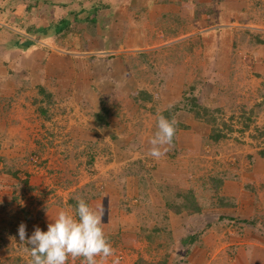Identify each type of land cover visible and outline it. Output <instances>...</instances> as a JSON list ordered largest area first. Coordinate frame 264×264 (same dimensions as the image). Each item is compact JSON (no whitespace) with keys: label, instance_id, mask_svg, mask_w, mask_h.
<instances>
[{"label":"rangeland","instance_id":"obj_1","mask_svg":"<svg viewBox=\"0 0 264 264\" xmlns=\"http://www.w3.org/2000/svg\"><path fill=\"white\" fill-rule=\"evenodd\" d=\"M237 3L231 4L236 6ZM239 3L240 15L249 25H236V31L226 32L225 38L222 37L228 41L225 48L214 46L210 34L205 37V44L196 45L192 53L187 50L186 61L177 62L173 61V53L168 57V46L160 42L152 45L148 50L151 57L146 63L147 78L141 79V85L152 98L144 101L136 94L125 103L122 96L113 95L108 97V105L102 99L98 107L102 109L104 104L107 110L101 125L96 124L76 100L69 102L65 112H62V103L52 107V119L48 120L31 99H26L33 97L35 91L17 96L15 90L19 84L10 81V93L14 90L16 95L10 104L13 109L16 106L12 115L7 99L0 102L5 105L2 119L6 121V125L0 124V147L5 146L0 151V264H30V245L20 240L19 225L25 224L26 238L36 227L46 231L59 211L75 214L69 203L74 194L82 197L93 210L102 212L101 225L105 233L125 232V224L131 225L128 230L139 231L128 234L131 236L126 242H111L113 255L103 261L97 257L100 264H133L140 256L157 262L165 254L170 259L169 264H247L249 251L255 252L253 242H263L264 238V81L260 85L261 79L256 76L258 72L264 78V49L250 50L253 34L250 38L239 28H255L256 32H261L259 36L264 35V0H240ZM3 21L5 23L0 21L3 26L0 27L1 48L11 36L21 39L20 36L27 34L18 24L9 28L7 21ZM195 30L192 29L193 34ZM209 31L210 28L206 29L205 34ZM73 38H67L70 45L64 42L55 47L71 53L77 49L74 44H78ZM232 39L233 43L238 42L234 47L229 43ZM174 51L184 53L183 49ZM2 55L0 51V62ZM15 61L11 59L10 66L32 64L27 59H20L21 63ZM52 61L55 68H48V74L58 68V61ZM170 66L174 68L168 71ZM8 67L6 62L0 64L1 74ZM169 80L171 83L167 85ZM182 88L185 91L181 92ZM79 89L84 90L83 84L79 83ZM194 100L217 116L225 137L214 140L213 124L205 116L197 118L194 112L182 110L176 120L183 119L189 127L179 128L175 144L167 145L180 151L165 160L150 157L149 140L156 131L158 116H164L166 109L178 104L193 107ZM82 103L87 106L86 101ZM216 108L221 112L215 111ZM200 110L204 112L203 107ZM258 117L261 124L256 123ZM71 129L90 140L88 147L74 145ZM91 159L93 163L89 162ZM136 159L144 160L145 164L136 163ZM132 166L152 169L148 174L152 177L148 201L152 205H147L151 212L147 209L144 212L142 204L140 213L123 211L121 208L126 205L133 209L134 202L130 205L119 187L108 189L111 192L108 196L103 194L102 180L106 179V174L111 176L116 173L114 168L118 171ZM39 168L43 172H38ZM160 174L164 175L160 177ZM133 175L140 178L138 172ZM38 181L33 187V182ZM140 183L134 184L138 186L137 198L149 181ZM125 189V194L130 191L135 196L127 185ZM188 190L194 191L200 202L207 205L202 213L185 210L178 213L173 208V202L174 205L179 202L176 197ZM169 210L172 216L168 215ZM155 225L167 230L160 238L148 240L143 228L148 226L149 233ZM191 233L196 234L193 243L184 240ZM255 255L260 260L253 259L250 264H263L264 249L258 247ZM82 259L69 257L67 264H81Z\"/></svg>","mask_w":264,"mask_h":264},{"label":"crops","instance_id":"obj_2","mask_svg":"<svg viewBox=\"0 0 264 264\" xmlns=\"http://www.w3.org/2000/svg\"><path fill=\"white\" fill-rule=\"evenodd\" d=\"M37 1L38 0H0L1 23H5V21H3V19H5L7 21L6 25H8L9 28H13L18 24L20 27L25 28L27 33L25 36H20L21 44L16 49L15 46L19 40L17 36H14L16 37L15 39L11 36V39L8 43L3 45V48L0 46V51L3 52L0 64L3 65L7 57L8 59L11 57V53L14 51L18 52L21 57L32 63L28 65V68L31 70L30 77L33 79L34 83L32 88L20 89L22 83L18 82L19 86L17 90H15L17 96L21 93L28 94L30 91L34 90L36 94L33 97L26 98L27 100L31 99L33 102L34 97H39L38 88H35V85H43L48 90L57 94L56 99L58 102L55 106L57 107L62 103V112L68 109L69 102L73 100L75 102L76 100L78 105L94 119V122L95 118L93 113L101 110L102 106L98 107V104L101 103L102 99L105 104L108 105V97L119 95L124 98L121 100L126 103V100L128 102L131 101V95L137 94L138 96L141 91H146L141 85V79L143 77L144 80L147 78L145 71L147 68L146 63H148L151 57L148 50L152 45H156V42L168 46V57L171 56V53H174V50L183 49V61H186L189 58V56L186 55L188 50L187 47L194 38H200L204 43L207 39L205 37L212 34V44H214V46H221V48L224 46L225 48L228 42L224 39L226 32H234V30L236 31L237 29L236 25L249 23L247 19L241 17L240 10H238L240 0H174L176 3L180 2L177 4H173L172 0H105L106 3L109 2V8L106 11L101 10L99 12L100 20L98 28H96V31L92 34L89 30L90 26H88V21L85 20V22L80 23L82 21L77 19L76 14H79V18L84 17L83 15L92 17L91 15L93 14L91 12L94 8L91 6V1L93 0H70V2L65 4L64 2H62L63 4L59 3L64 0H41L42 5L39 6L36 5ZM32 2L35 3V7L28 9L29 6H32ZM235 2H238L236 6L231 4ZM83 5H89V7L86 13L81 14L79 9ZM62 18L70 20L71 26L73 28L77 27L80 31H70L66 36L61 37V29L54 27L55 23L50 22H58ZM227 25L231 26L228 27ZM31 27L33 28L30 29ZM208 28H210L209 34H205L208 33L206 32ZM192 29H196L195 34H193ZM239 29L243 30L244 33H246V29L251 30L253 34L252 39L254 40H256L254 37L259 36L258 33H261L256 32L255 28ZM81 30H84L83 34ZM183 30H185L186 34L182 32ZM251 33L248 34L250 38ZM161 36L163 39L160 38ZM263 36L262 34L259 38L262 39L261 37ZM69 37H74L73 40L78 41V44H74V46H77L75 51L66 54L64 50H58L55 46L62 45L64 42L70 45L67 40ZM222 37L224 38L222 39ZM254 40L252 41L253 48H250V50L256 52L255 50L259 48L261 49L263 47L264 49V42L257 43ZM229 43L232 47L233 39ZM25 45L28 46L25 47ZM69 45H67V49H69ZM212 51L214 53L218 52ZM188 52L192 53L190 50H188ZM53 59L58 61L56 65L58 68L55 70L56 72L48 74V68H55L52 61ZM161 59L163 60V58ZM223 59L224 57H222V60ZM149 66L148 64V67ZM173 68L174 66H170L168 71L173 70ZM155 72H157V70L154 68L153 74H155ZM9 74L10 73L7 71L2 74L0 72V75H2L0 78H3L5 75L8 76L3 79L5 83H8L7 87H0V102L3 99L5 100V98L7 99V107L8 110L12 109L10 111L12 115L16 106H14L13 109V105L10 104L12 100L16 98V95L14 94V90L10 93V81L12 78ZM256 76L261 79L259 80V84L262 85L264 81L263 76L258 72H256ZM116 81H118V84H116ZM79 83L81 85L83 84V91L79 89ZM167 83V85H169L171 81L169 80ZM185 86L186 85H184V87ZM183 89L184 88H182L181 92L185 91ZM85 101L87 102L86 107L82 103ZM4 107L5 105L0 103V124L6 125V121L2 119L5 116ZM103 107H105L104 104ZM33 111H36V106ZM51 119L52 118L48 120ZM256 123L261 124V117H258ZM74 127L78 126H73L72 128ZM70 135L73 136L72 142H75L74 145L76 147L82 145L88 147L90 140L83 139L81 134L77 131L71 129ZM165 147L168 148L169 146ZM2 148H5V146L0 147V151ZM165 157L169 158L170 156L165 153L160 159L165 160ZM120 167H122V164H120ZM114 170L116 173H112L111 176L108 173L106 174V179L102 180V188L103 191L105 190L103 194L108 196L111 193L108 189L119 187L123 192L122 195L129 200L130 205L134 202L133 205H131L133 209H131L132 207L130 208L133 211H130L127 205L121 208L123 211L125 210L128 214H135L132 213L134 211L140 213L143 205V211L145 212L147 205L152 204H150L148 200L142 201L140 197L137 198L138 186L136 188L134 184L135 182H139L138 175H128L125 180L122 181L118 175L126 171L127 168H119L118 171L114 168ZM37 171L43 172V169L39 168ZM45 175L48 180L49 175L47 172H45ZM162 175L164 174H160V177H162ZM102 177L105 178L104 176ZM36 183H39V181L33 182V187ZM125 184L127 188L134 192L135 196H132L130 191H128L129 194L124 193L127 191L125 189ZM75 187L77 186H74V188ZM111 197L113 198V195ZM168 215H173L170 210ZM257 215H259V213ZM105 223L106 222H104L103 226ZM130 226L131 225L125 224V232L121 230V233L128 234L130 231L128 228H130ZM133 227H135V225ZM169 230H171V228H169ZM173 231L174 229L172 228V232ZM262 240L263 242H253L252 248H255V252L249 251V254L246 256L247 264H250V261L253 259L260 260L255 253L258 247L264 249V238ZM119 241L126 242L122 237H120ZM136 260H134V262ZM262 261L264 264V258Z\"/></svg>","mask_w":264,"mask_h":264},{"label":"trees","instance_id":"obj_3","mask_svg":"<svg viewBox=\"0 0 264 264\" xmlns=\"http://www.w3.org/2000/svg\"><path fill=\"white\" fill-rule=\"evenodd\" d=\"M62 2H64V4H65V3L70 2V0L60 1L59 3H62ZM108 3L109 2L106 3L105 0H98V1L97 0H93V1H91V6H93V8H94V9H92V12H91L93 14V15H91L92 17H89L87 15H83L84 17L79 18L80 16H79L78 13L76 14V17H77V19H80L82 21L80 23L85 22V20L88 21V23H89L88 26H90L89 30L93 34L96 31V28H98V24H99V20H100L99 12L101 10L106 11L109 8ZM34 4L35 3L32 2V6H29L28 9H30L31 7L32 8L35 7ZM36 5H38V6L39 5H42L41 0H38L37 3H36ZM88 7H89V5H83V6H81V8L79 9V11L81 12V14L82 13H86L87 10H88ZM37 9H39V8H37ZM50 23H55L54 24V27L61 29V31H62V32H60L61 35H62L61 37L66 36L67 33H69L70 31H80L77 27H74L73 28L71 26L70 20L65 19V18H62L58 22H50ZM32 28L33 27H31L30 29H32ZM81 31H82V34H83L84 33V30H81ZM245 31H246V34L251 33V30H249V29H246ZM254 38H256V40L251 39L250 41L252 42L254 40L257 43L264 42V39H260L259 36H255ZM200 40H201L200 38H194L192 40V42L190 43V45L187 47L188 50L193 51L195 49V46L196 45H200L201 43L202 44H205V42L203 43ZM20 44H21V40L19 39L17 41V43H16L15 49L18 48V46ZM237 44H238V42L233 43V47L235 45H237ZM26 46H28V45H25V47ZM177 54H179V57H176ZM183 54H180L177 51H174V53L172 54L173 61L174 60L177 61V62L182 61L183 60ZM10 55H11V57L9 59L7 57V60H6V63L9 65V67L7 68V72L10 73L9 76L12 78V80H14L16 82L22 83L21 86H20V89H27L28 87H31L32 88L34 82H33V79L30 77L31 70L27 66H23L22 64H21L20 67H18V66L15 67L14 65L10 66L11 59L16 60L15 62H17V63H21L20 59L23 60L24 58L21 57V55L18 54V52H16V51H14L13 53H11ZM234 59H233V61H234ZM0 76H2V75H0ZM7 77L8 76L5 75L3 78L2 77L0 78V80H2V81H0L1 82L0 83V87L1 88L7 87L8 83H5L4 80H3L5 78H7ZM35 88H38V93H39L38 95H39V97H34L33 98V103L35 105H37L38 112L42 116H44L46 119H50L51 118V115H52L51 109L58 102V100L56 99L57 94L54 93V92H52V91H50V90H48L45 86L40 85V84L35 85ZM138 96L139 97H144V101L145 100L148 101L149 99L152 98V94H150V92H148V91H145V92L144 91H141L138 94ZM201 107H203V111H204L202 113H201V110H200ZM106 110H107V108L103 107L101 110L93 113V116L95 118V122L97 124L101 125L104 122L103 115H104V113H105ZM182 110L183 111H185V110L187 111L188 110V112L189 111L190 112H194V115L197 118L204 117L205 116L206 117V120L208 122H210V124H213V130L215 131V133L212 134L211 136L213 137L214 140L217 141L221 137H225L226 133L223 132V129L219 126V123H217V119H218L217 116H215L213 113H211V110L208 107L201 106L195 100L193 102V107H187V105L183 106L181 104H178L175 107L166 109L164 117L168 118L169 120H175V135H176V132H177V130L179 128H187V127H189L188 126L189 124L186 123V122H184L183 119H179L180 121H177L176 120L177 113L180 112V111H182ZM215 111L221 112V109L220 108H216ZM190 117L192 118V114L190 115ZM224 124L227 125L226 123H224ZM247 127H249V126H247ZM175 135H174L173 140H172V142H174V144L176 142ZM173 149L175 151H172ZM178 151H180V149H176L174 147L169 146L168 147V151L166 153L169 156H174ZM0 159H1V157H0ZM134 161H136V163H141V165L145 164L144 160H142V159H136ZM89 162L90 163H93L92 159ZM151 170H147L145 168H133V166H132L130 168H127L126 171L120 173L118 176H119L120 179H122V181H124L125 178L128 175H133V174H135V173L138 172V174L140 175L139 176L140 177L139 178V183L142 182V181H145V183H148V181H149V185L148 184H145L142 187V189L140 190L141 191V192H139L140 193V199L142 201H145V200H148L149 201V199H150L149 189L151 187L150 186L151 185L150 184V181H152V179H151L152 177H150L151 175L149 176L148 174L151 172ZM161 187H163V186H161ZM103 192H105V191H103ZM74 197H77L76 194H74V195H72L70 197L69 203L75 209V207H76V200L74 199ZM176 199H177L176 201L179 200V202H176L177 204H175V205H174L175 202H173L172 206L175 209V211H177L178 213H182L185 210V211H188L189 213L200 214V213L203 212L204 207L207 206L206 204L200 202V200L198 199L197 195L192 190H188L187 193L181 192V194H179L178 197H176ZM169 206H171V203H170ZM147 210L149 212L152 211V209H147ZM148 229H149L148 226L144 227L143 228V232H146V234H145L146 236L145 237L148 240H151V241H153L154 239L160 238L162 232L165 231V230H167V229H162L161 226H159V225H155L154 228H152L150 230L151 232H149V233H147L148 232L147 231ZM136 232L139 233V231H130L128 234H133V233H136ZM121 234L122 233H119L118 235L111 234V233H105V236L108 239V241L110 243L112 242V244H113L114 241L115 242H119L120 235ZM128 234L124 235L125 237H122V238L125 239V240H128L130 238V236H131V235H128ZM195 238H196V234L195 233H193V234L191 233L190 236H187V238H185L184 240H189L190 242L193 243L195 241ZM180 242H182V240ZM169 262H170V259L167 256V254H165L162 257V259H160L157 262H150V261H148L147 259H145L144 257L141 256V257H139L134 262V264H169Z\"/></svg>","mask_w":264,"mask_h":264},{"label":"clouds","instance_id":"obj_4","mask_svg":"<svg viewBox=\"0 0 264 264\" xmlns=\"http://www.w3.org/2000/svg\"><path fill=\"white\" fill-rule=\"evenodd\" d=\"M174 135L175 120L158 116L156 131L149 140L148 155L159 160L168 151L165 146L171 145ZM74 199L75 214L59 211L48 223L46 231L36 227L26 238L25 224L19 225L20 240L30 245V264H67L69 257L73 260L83 258L81 264H100L97 257L103 261L113 255L101 225L102 212L93 210L82 197Z\"/></svg>","mask_w":264,"mask_h":264}]
</instances>
